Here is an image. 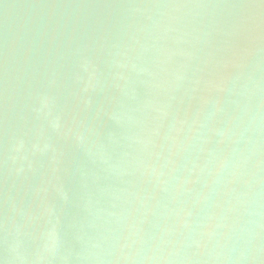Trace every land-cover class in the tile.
Segmentation results:
<instances>
[{
	"label": "water",
	"instance_id": "95a60500",
	"mask_svg": "<svg viewBox=\"0 0 264 264\" xmlns=\"http://www.w3.org/2000/svg\"><path fill=\"white\" fill-rule=\"evenodd\" d=\"M0 264H264V0H0Z\"/></svg>",
	"mask_w": 264,
	"mask_h": 264
}]
</instances>
